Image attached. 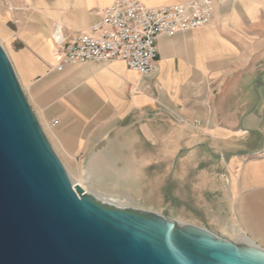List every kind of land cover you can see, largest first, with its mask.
<instances>
[{
  "label": "crops",
  "instance_id": "1",
  "mask_svg": "<svg viewBox=\"0 0 264 264\" xmlns=\"http://www.w3.org/2000/svg\"><path fill=\"white\" fill-rule=\"evenodd\" d=\"M116 1L0 0V44L53 149L90 191L264 249V0H217L207 26L159 40L154 74L57 70L56 33Z\"/></svg>",
  "mask_w": 264,
  "mask_h": 264
},
{
  "label": "water",
  "instance_id": "2",
  "mask_svg": "<svg viewBox=\"0 0 264 264\" xmlns=\"http://www.w3.org/2000/svg\"><path fill=\"white\" fill-rule=\"evenodd\" d=\"M0 264H264V249L74 184L0 44Z\"/></svg>",
  "mask_w": 264,
  "mask_h": 264
},
{
  "label": "built area",
  "instance_id": "3",
  "mask_svg": "<svg viewBox=\"0 0 264 264\" xmlns=\"http://www.w3.org/2000/svg\"><path fill=\"white\" fill-rule=\"evenodd\" d=\"M216 3L217 0H189L149 7L142 0H118L102 10L101 20L88 31L67 40L56 33V68L61 71L67 64L122 61L141 75L154 74L158 71L159 40L207 26ZM57 124L53 121V126ZM115 198L128 206L125 200Z\"/></svg>",
  "mask_w": 264,
  "mask_h": 264
},
{
  "label": "bare ground",
  "instance_id": "4",
  "mask_svg": "<svg viewBox=\"0 0 264 264\" xmlns=\"http://www.w3.org/2000/svg\"><path fill=\"white\" fill-rule=\"evenodd\" d=\"M72 182H73L74 184H79V183H76V182L73 181V180H72ZM79 185H80V184H79ZM80 186H82V188H84L85 191L91 193V194L94 195L97 199H99V200H101V201H103V202H106V203H109V204H113V205H116V206H119V205H120V204H118V203H120V201H119L117 198H115V197L108 196V195H104V196H102V195H100V194H98V193H96V192H94V191H90V190H88V189L85 188L83 185H80ZM99 196H100L101 198H100ZM103 198H105V199H103ZM246 242H249V241H246ZM253 244H254V243H253Z\"/></svg>",
  "mask_w": 264,
  "mask_h": 264
},
{
  "label": "rangeland",
  "instance_id": "5",
  "mask_svg": "<svg viewBox=\"0 0 264 264\" xmlns=\"http://www.w3.org/2000/svg\"><path fill=\"white\" fill-rule=\"evenodd\" d=\"M67 172H68V174H69V176H70V178H71V180H73V181H76L77 180V178L75 177V176H73V174H71V171L70 170H67ZM99 194V193H98ZM100 195H102V196H104V195H108V196H115V195H113V194H108V193H104V194H100ZM100 197V196H99ZM116 197V196H115ZM101 198V197H100ZM121 198H123V197H121ZM103 199H105V198H103ZM118 204H120L119 206H127V205H124V204H122V203H118ZM128 204V203H127ZM136 204L138 205V203L136 202ZM139 205H142V206H144L145 205V203L144 202H142L141 204H139ZM168 213L169 214H171V212H169L168 211ZM168 217V216H167ZM170 218V217H169Z\"/></svg>",
  "mask_w": 264,
  "mask_h": 264
}]
</instances>
